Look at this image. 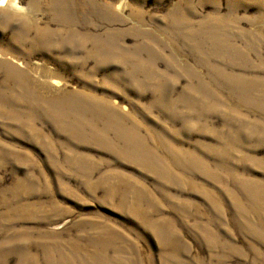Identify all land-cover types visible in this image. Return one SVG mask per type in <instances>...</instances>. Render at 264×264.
<instances>
[{"label": "rangeland", "instance_id": "374dc122", "mask_svg": "<svg viewBox=\"0 0 264 264\" xmlns=\"http://www.w3.org/2000/svg\"><path fill=\"white\" fill-rule=\"evenodd\" d=\"M19 3L0 264H264V0Z\"/></svg>", "mask_w": 264, "mask_h": 264}, {"label": "clouds", "instance_id": "9594fccd", "mask_svg": "<svg viewBox=\"0 0 264 264\" xmlns=\"http://www.w3.org/2000/svg\"><path fill=\"white\" fill-rule=\"evenodd\" d=\"M126 3V0H120V3L117 4V11H120L122 6ZM10 7L13 10H16L19 13H25L26 9L20 5L19 0H0V8Z\"/></svg>", "mask_w": 264, "mask_h": 264}, {"label": "bare ground", "instance_id": "6f19581e", "mask_svg": "<svg viewBox=\"0 0 264 264\" xmlns=\"http://www.w3.org/2000/svg\"><path fill=\"white\" fill-rule=\"evenodd\" d=\"M86 45V43H80V45L79 46H82V48H83V46H85ZM76 248V247H75ZM90 258V257H89Z\"/></svg>", "mask_w": 264, "mask_h": 264}]
</instances>
